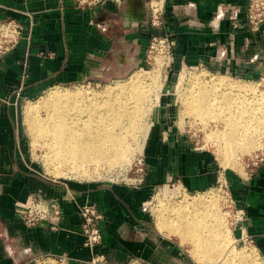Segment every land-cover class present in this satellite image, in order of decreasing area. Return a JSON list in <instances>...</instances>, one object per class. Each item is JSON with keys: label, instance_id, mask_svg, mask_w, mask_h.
I'll return each mask as SVG.
<instances>
[{"label": "crops", "instance_id": "1", "mask_svg": "<svg viewBox=\"0 0 264 264\" xmlns=\"http://www.w3.org/2000/svg\"><path fill=\"white\" fill-rule=\"evenodd\" d=\"M161 3L164 23L156 28L149 22L147 0H93L86 5L76 0H0V19L24 26L16 48L0 58V264L60 254L67 264H88L95 253L119 264L131 256L141 257L144 264H195L150 227L142 209L153 187L173 178L189 190L215 183L212 171H206V156L186 146L181 134L167 125L152 130L144 155L145 181L131 186L50 178L32 157L20 121V105L50 87L128 74L144 61L152 35L173 39L174 57L187 65L249 79L264 68L258 61V36L246 20L248 0ZM162 106L154 119H172V103ZM232 178L247 213L246 232L264 255V163L246 183ZM31 193L58 200V229L22 222L15 202ZM84 202L103 215V242L93 249L83 244L80 229L78 206Z\"/></svg>", "mask_w": 264, "mask_h": 264}, {"label": "rangeland", "instance_id": "2", "mask_svg": "<svg viewBox=\"0 0 264 264\" xmlns=\"http://www.w3.org/2000/svg\"><path fill=\"white\" fill-rule=\"evenodd\" d=\"M76 1H83L82 5H86L87 2L93 0H76ZM148 10L150 11L149 7ZM262 10L263 8L258 9L255 11V13L257 14ZM259 18H263V19L258 23L254 31L258 36V42H257L258 61L259 63L263 62L264 65V13ZM149 19H150V12H149ZM148 44L145 50L144 61L138 66L133 67L130 70V72L124 76L112 77L102 82H93L87 80L74 84L53 86L46 89L39 96L23 102L20 105V121H21V127L27 136L32 157L39 164L42 171L53 179H76L81 181L95 180L96 182H103V183L114 182V183L126 184L131 186H138L137 184L134 183V179L139 178L141 174L144 176L145 179V175L148 172V169L145 168L144 155L147 150V143L150 139V133L152 132L153 129L159 128L158 126L161 125L163 126L167 125V127L170 126L171 129L174 130L173 131L174 134L175 132H178L184 137V140L186 141V146H188L193 152L201 153V154L203 153L206 156V159L208 160V164H210L209 168L206 167L207 168L206 171L208 170L207 172L208 174H210L209 170L212 171L213 174L215 173L216 170H218V173H215V175L210 174L211 179L215 180L214 181L215 183L202 190H189L181 181L174 178L162 184L155 185L142 206L143 211L148 215V222L150 227L154 231H156L159 236L171 240L176 246H178L182 250L184 255L190 260H192L195 264H206L208 258L202 255L203 252H200L199 250H195L193 252V248L191 247V244L190 245L189 243H186L185 245L181 244L179 242V238L175 234L170 235L166 233V231L165 232L162 231V229L160 228L161 226L160 221L164 219L167 220V218L169 219L171 215H175L173 209L176 210L175 208H178L185 201L186 202L192 201L194 199H195L194 201H197V199L198 201L202 200L203 201V202L201 201L202 202L201 205H203L202 210L204 209L206 210V207L208 206L213 207L212 203H214L215 206L213 208L208 207V210L209 212H211L212 210L213 212L220 214L218 220L220 226L218 227L222 233H227V240L230 239L228 241H231L229 242L230 246H232L233 249L237 251L252 253V256H254V258L251 257V260L254 261L255 259L256 264H264V255L261 254V252L257 249V247L253 242L252 237L246 232L247 213L245 208H243L242 206L243 204L241 205V201L239 200V196H238L239 193L236 190H234L232 186V180H233L232 177L239 178L243 183L248 182L249 179L251 178V176L249 178V172H248V168H246V163L249 156L252 155L255 151L264 150V131H261L260 134H258L259 136L257 135L259 138L255 137L257 138L256 139L257 142L255 143L256 145L254 144L250 145V147L252 146L251 148L249 147L250 149H252L250 151L249 148H245V143L242 142L240 139H239L240 141L238 140V142L235 143L236 145H231V142L228 140L229 137L227 138V136H225L224 134H222L223 136L221 134H218L220 130H221L220 132L224 131L223 129L225 128V125L222 121L223 120L222 117L223 116L226 117L225 115H227V113L229 112V111L228 112L225 111L226 109L224 108H226L227 106L226 107L223 106L222 103L223 99L222 101L220 100L221 96L220 97L216 96L215 98L213 96H211L213 98L210 97L211 103L214 101V99H216V103H213V105L211 104V106L214 107L218 103L216 106L219 107V104H221L220 107H222V109L221 108L219 109L216 106L212 108L214 110H217L216 114H214L215 116H211L212 114L205 116L203 114L205 116L204 118L201 116L200 112L199 115L198 113L191 111L189 108L191 105L196 106L197 100H200L198 99V97L196 96L194 97L195 94L199 96L197 91H199L200 88H204V87L209 89L211 86L210 85L212 81L211 79H216L221 76L229 80L231 79V81H235L239 85L246 84L245 88H248L245 90L246 93L245 91H243L244 93L242 92L241 89L242 87L240 89L234 88L233 90L234 97L241 95L240 97H238L239 99L235 97L239 101L241 98L251 97L256 95V93L257 94L260 93L259 95L261 94L264 95V68H262V70L259 71L258 75L253 79H249L245 77H233L219 72H211L200 66H191L184 64L181 60H178L174 57L173 49L171 50V56L169 58L164 57L162 54V50H163L162 48L157 47L155 50L149 51ZM154 74H156L157 76ZM192 76H194V78ZM136 78L137 79L141 78L140 79L141 81L136 80ZM192 79L194 80V82L192 81ZM131 81H138L137 83L138 86L136 88L138 90L140 89L142 90L143 85L145 84L144 85L145 91L147 92L145 93L143 92V93L146 94V96L148 95L147 97H145V99L147 98L149 101L146 99L142 105H139L140 110H142L140 111V113L141 112L142 113L140 114L141 117L138 128L139 130L135 132L133 138L127 137L129 142L128 150L126 152L127 154L125 153L124 155H122L120 161L116 162L115 164L111 163L108 166H106L105 164H99L96 165L97 166L96 168H93L94 166L92 165L90 166L87 165L86 166L87 175L80 176L79 174L75 173V169L69 168L68 166H65V164L58 163L57 160H52L50 158L51 155L48 152L46 141L42 139L41 140L38 139L40 137L36 138L39 140L38 141L35 140V138L33 137L32 132L29 129L28 123L26 122V108L28 105H31L32 103V105L37 106V112H36L37 118L45 117L46 109L41 105L43 104V101L46 98V96L51 91L52 92L58 90L64 91L65 89V90L77 92L79 93V95H83L85 97L87 96V98H89L90 96H92L93 92L101 95L104 93L105 89L107 88H112L117 85H121ZM198 82H200L202 86L198 85L199 84ZM139 84L141 87H139ZM207 85L210 86L207 87ZM212 88L217 92L216 94L218 93L225 94L226 92H230V93L232 92L231 89L228 90V88L226 89L224 87L220 88V86L219 87L217 86V88L215 89L213 85L210 88L212 92L214 91ZM218 88L220 90H217ZM223 88L226 90L223 91L222 90ZM235 89L236 92L239 93V95H235L236 94ZM251 89H253L256 92H254ZM249 90L251 91L249 92ZM194 91H196L197 93L195 92L194 94L193 93ZM252 91L255 93L254 95ZM245 94H247V96ZM243 95L245 96L242 97ZM194 98L197 99L195 100ZM192 99H194L193 100L194 102L192 101ZM218 100L221 101V103H219ZM164 102L172 103V108L169 107L168 112L172 113V116L174 117L172 119L171 118L168 119V121L161 119L160 120L158 119V121H156L154 119V114L160 112V110L163 107L162 105H164ZM198 103L200 102L198 101ZM233 105H231L232 108L234 107ZM220 110H223V114L222 111ZM218 111H220L219 116L221 117L215 118L217 117L216 115H218L217 114ZM206 117L211 119L213 117V121L212 120L207 121L208 119H206ZM214 119H217L218 122L217 120L215 121ZM212 130H214L216 133L213 132ZM43 141L45 142L43 143ZM219 146L222 147L223 150ZM219 151H221V153ZM222 151L224 153H222ZM123 157L124 159H122ZM137 168H142L140 174L136 172ZM202 198L207 200V202L204 201V199ZM20 201L21 200L15 202V211L26 226L33 227L39 224H44L39 222L30 224L26 222V220L23 219L17 211L18 210L17 203ZM216 207L217 209H214ZM170 218H173V216H171ZM158 219L160 220L159 222ZM212 220L214 219L212 218ZM219 221L220 222L222 221L221 222L222 224ZM220 231L219 233H221ZM138 236H140V231H138ZM62 257H64L63 254L55 255V256L31 255L28 256L26 259L22 260L21 263L19 264H67V260L66 261L63 260ZM107 259L111 264H119L113 262L109 258ZM214 261L213 262L212 260L209 261L210 262L209 264H213V263L219 264V263H215ZM139 262H142L144 264V260L141 257L131 256L126 262L122 264H138Z\"/></svg>", "mask_w": 264, "mask_h": 264}, {"label": "bare ground", "instance_id": "3", "mask_svg": "<svg viewBox=\"0 0 264 264\" xmlns=\"http://www.w3.org/2000/svg\"><path fill=\"white\" fill-rule=\"evenodd\" d=\"M192 77L194 78V76ZM140 79L136 78V80L141 81ZM211 80L210 85H213L215 89L217 86H220V88L224 87L226 89L228 88V90L231 89L232 92L225 91V94H216L217 92L213 88V92L210 90V85L209 89L206 87L200 88V90L197 91L199 96L195 94L196 91L193 92L195 94L194 97L196 96L200 100H197L196 106L191 105L189 107L190 110L199 115L201 113V116L204 118L211 114V116H215L214 114H216L217 110L212 108L218 103L216 105L214 104L215 106L213 107L211 104L213 105V103H216V99H214L212 103L210 99L221 96L220 100L222 101L223 99V106H227L224 109H226L225 111L227 112L229 111V115L228 113L227 115L224 114L226 116L222 117V121L225 125L224 131L220 132V130L219 133H217L221 135L224 134L227 138L229 137L228 140L231 142V145H236L235 143H237L239 139L245 143V148H249L252 144L256 145L257 138L255 137H258V134L264 131V95H259L260 93L254 95V92H256L254 88V90L251 89L254 91H252L254 96L246 98L244 96H247V94H245L242 96L244 98H241L239 101L238 97L241 95H239L235 89V95H239L237 97L235 96L238 98L236 99L233 96V90L234 88L240 89L242 87L241 89L243 92L248 89L245 88L246 84L239 85L235 81H231V79L229 80L222 76ZM192 81L194 82L193 79ZM200 82H198V85L202 86ZM137 83L138 81H131L112 88H107L101 95L93 92L92 96H88L89 98L79 95L77 92L65 89L64 91H51L41 105L46 109H44L46 111V116L37 118V106L31 103V105H28L26 108V122L35 140L42 139L46 141L48 152L52 160H57L58 163L65 164V166L75 169V173L80 176L87 175V165H92L94 166L93 168H96V165L99 164L108 166L111 163L115 164L120 161L121 156L128 150L129 142L127 137L133 138L135 132L139 130L140 114L142 113H140L142 110H140L139 105L145 102L147 99H145V97L148 95L146 96V94H144L147 92L145 91V84L143 85L142 91L140 88V90L136 89L138 86ZM209 86L207 85V87ZM139 87H141L140 84ZM224 88L222 89L223 91L226 90ZM217 90L220 89L218 88ZM251 90H249V92ZM194 99L196 100L197 98ZM194 99H192V101ZM198 101L200 103H198ZM221 101H219V103H221ZM220 105L221 104H219V107H216L222 109ZM231 105L234 107L232 108ZM220 111H222L223 114V110ZM220 111H218V115H216L217 117L215 118L221 117L219 116ZM206 119H208L207 121H213V117L212 119L206 117ZM214 120L216 121L217 119ZM212 131L215 132L214 130ZM45 141H43V143ZM220 148L223 150L222 147ZM251 150L252 149H250V151ZM219 152L221 153V151ZM222 153L224 152L222 151ZM122 159H124V157ZM194 200L185 201L178 208H175L176 210L173 209L175 212V215H171L173 218H170V216L169 219L162 220L163 217L161 219L162 221H160L159 218L158 222L160 221V228L162 231H166V233L170 235L175 234L179 238L181 244H191L193 252L195 250L203 252L202 255L208 258L206 264H209L211 260L213 262L215 259L214 262L219 264H256L255 259L254 261L251 260V257L254 258L252 253L237 251L230 246L229 242L231 241H228L230 239L227 240V233H222L218 227L220 226L218 223L220 214L212 210L209 212V206L206 207V210H202L203 205L201 204L203 201L201 199L202 202L198 201V199L197 201ZM204 201L207 202L205 199ZM212 205L213 207L215 206L214 203H212ZM211 207L212 206L209 208ZM214 209H217V207ZM211 216L214 220H212ZM219 231L221 233H219Z\"/></svg>", "mask_w": 264, "mask_h": 264}, {"label": "built area", "instance_id": "4", "mask_svg": "<svg viewBox=\"0 0 264 264\" xmlns=\"http://www.w3.org/2000/svg\"><path fill=\"white\" fill-rule=\"evenodd\" d=\"M83 3V1H78ZM92 1L87 2L90 4ZM86 3V2H84ZM150 9L149 22L154 27L163 25V8L161 0H148ZM263 8L259 13L256 10ZM264 13V0H248L246 20L256 28L263 18H259ZM24 26L18 20L12 18L0 19V58L13 51L23 38ZM175 42L169 36L152 35L149 39L148 50L153 51L157 47L162 48L164 57L171 56ZM264 163V150H257L249 156L246 168H248L249 178ZM142 168H137L136 172L140 174ZM141 174L139 178L134 179V183L140 185L144 181ZM19 215L30 224L44 223L51 229L59 228L61 219V208L59 202L55 198H46L38 193L28 194L23 200L17 203ZM78 214L81 221L80 229L84 237V245L90 249L99 247L103 242V233L101 229L102 213L94 204L84 202L78 206ZM67 260L66 257H62ZM88 264H111L103 253H95L92 255ZM138 264H143L139 262Z\"/></svg>", "mask_w": 264, "mask_h": 264}]
</instances>
